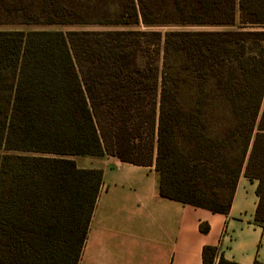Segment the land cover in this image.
<instances>
[{
    "label": "trees",
    "instance_id": "1",
    "mask_svg": "<svg viewBox=\"0 0 264 264\" xmlns=\"http://www.w3.org/2000/svg\"><path fill=\"white\" fill-rule=\"evenodd\" d=\"M169 2L179 14L189 6V23L233 27L183 32L195 36L180 38L197 88L186 107L163 77L160 55L172 43L160 31L128 27L150 22L136 0H116L92 21L60 0H0V15L13 8L12 23L23 28L104 26L0 31V73L10 74L12 90L0 123V264H79L103 178L74 156L154 166L161 197L220 213L243 174L258 181L255 220L264 224V0ZM214 66H233L235 75L224 80ZM206 72L225 104L209 111L230 116L210 134ZM234 147L240 156L229 158L223 149ZM206 170L228 188L225 200L202 185ZM215 254L205 246L203 264Z\"/></svg>",
    "mask_w": 264,
    "mask_h": 264
},
{
    "label": "crops",
    "instance_id": "2",
    "mask_svg": "<svg viewBox=\"0 0 264 264\" xmlns=\"http://www.w3.org/2000/svg\"><path fill=\"white\" fill-rule=\"evenodd\" d=\"M91 157L94 164L73 157L103 178L79 264H203L205 246L216 249L211 264H264L256 179L241 174L228 211L212 212L161 197L154 166Z\"/></svg>",
    "mask_w": 264,
    "mask_h": 264
},
{
    "label": "rangeland",
    "instance_id": "3",
    "mask_svg": "<svg viewBox=\"0 0 264 264\" xmlns=\"http://www.w3.org/2000/svg\"><path fill=\"white\" fill-rule=\"evenodd\" d=\"M10 2H14V0H9ZM62 4L69 7H74L80 9V11L85 12L88 16L87 19L92 21V15L97 17L101 12L106 10H113L116 5V0H60ZM170 0H136L137 5H139L141 9V5H143V10L146 13L147 19L150 21L145 24L140 20L138 25H129V28H139L142 30H156L160 31L163 37H167L169 39L170 44L164 52L160 55L163 77L166 79L168 83V89L176 92V96L179 100V103L182 106H190L193 102L192 97H195V92L197 91L196 86L194 87V82L192 79L191 70V61L184 57V52L181 49L182 44L180 42V38L185 39H193L195 36L192 35H183V32H194V31H209V30H222L233 28L232 26L219 25V24H200V23H189V19H192L190 14L188 13L189 6L181 4L180 7L182 11L180 14L175 8L170 5ZM28 5L36 4V0H24ZM1 13V10H0ZM11 14H3L0 15V31L1 30H10V29H63L66 27L71 29H97L104 28V26L90 24V23H77L72 25L64 26H29L24 27L17 25L16 23H12V21H17L16 18V10L11 8ZM117 27V26H114ZM182 34V35H181ZM213 73L219 77L225 78L234 77L235 72L233 66H231L227 73L223 69L220 70V67L216 68L214 66ZM219 74H217V72ZM212 74L206 72V77L200 80L201 88L204 89L205 101L209 106L207 107L208 111L211 109L217 110L222 109L224 107V101L219 97L217 92L210 91V82ZM227 74V75H226ZM9 78H6L8 77ZM5 77L2 73H0V123L4 119V115L6 114L9 102L11 99V78L10 74ZM216 112L209 111L202 118L205 120H209L208 130H206L207 134L215 133L217 129L222 128L223 122L230 121V116L226 113L225 119L215 118ZM207 117V118H206ZM193 123L197 121L196 118L192 119ZM223 151L228 154L229 158H238L240 156V150L237 147L234 148H224ZM4 153L3 150L0 149V158ZM12 155H18V153H11ZM74 158L79 161H85L87 164H94V160L91 156H74ZM209 170H206L205 173H200L199 177L203 186H213L216 192L226 194L225 200L228 196V188L222 185V179L220 178H211L208 174ZM4 177L0 175V191L4 184Z\"/></svg>",
    "mask_w": 264,
    "mask_h": 264
}]
</instances>
